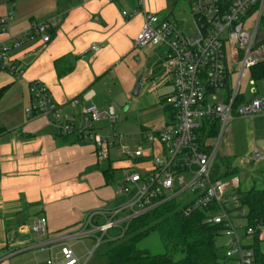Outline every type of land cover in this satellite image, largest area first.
<instances>
[{
	"label": "crops",
	"instance_id": "obj_1",
	"mask_svg": "<svg viewBox=\"0 0 264 264\" xmlns=\"http://www.w3.org/2000/svg\"><path fill=\"white\" fill-rule=\"evenodd\" d=\"M178 1L146 0L145 10L126 18L122 10L135 9L137 0H0V17L13 11L6 29L0 27V46L10 47L6 62L22 70L17 77L0 69V128L4 129L0 135V210L27 209L29 216H34L33 225L43 220L47 227L43 236L37 234L28 241L13 243L0 264L61 263L58 237L62 233L78 226L88 211L109 208L127 198L118 195L117 189L132 162L115 149L109 158L99 161L91 141L65 134L47 116L28 115L26 108L37 104L31 84L37 82L48 89L62 120L80 128L90 124L104 136L120 134L114 128L108 130L109 124L120 119L115 105L127 102L125 110H129L131 100L134 117L124 124L125 131L135 136L137 145L131 146L156 147L157 143L144 140L142 135L160 130L170 121L163 103L173 90L172 78L162 67L167 48L135 47L134 41L147 12L170 19ZM257 15L256 11L250 13L247 27L255 33L256 42L264 46V11L255 28ZM41 22L55 24L49 30V42H43L33 30ZM28 33V40L14 46ZM93 45L99 49H92ZM139 78L142 87L138 96H133ZM251 79L252 73L242 81L241 103L254 97L264 100V76L254 79L255 86L262 83L261 93L256 87L253 90ZM90 105L101 110L114 106L117 119L94 121L89 117L86 121L85 108ZM256 116L264 117V112L251 120ZM261 125L255 123V130L261 132ZM238 128L230 126L220 146L223 171L226 160L235 168L232 162L239 151L233 139ZM121 135L128 143L127 136ZM255 147L253 142L244 149L241 164L247 163L246 157ZM256 166L264 172V162ZM26 251L30 254H22Z\"/></svg>",
	"mask_w": 264,
	"mask_h": 264
},
{
	"label": "built area",
	"instance_id": "obj_2",
	"mask_svg": "<svg viewBox=\"0 0 264 264\" xmlns=\"http://www.w3.org/2000/svg\"><path fill=\"white\" fill-rule=\"evenodd\" d=\"M193 17L191 28L183 27L176 20L160 17L157 13H146L144 24L137 34L135 47L167 48L162 67L170 75L173 90L164 99V106L170 112V121L160 130L143 132V139L157 143L156 147L145 149L132 147L124 141L123 135L104 136L90 124L76 127L62 120L60 109L45 86L34 82L30 91L37 100L36 105L26 108L28 115H44L57 124L65 134L91 141L99 161L109 158L115 149L119 156L132 162L120 183L117 194L126 196L121 204L109 208L93 209L71 230L58 237L62 262L59 264H80L71 240L93 237L116 238L110 231L122 234L132 219L172 199L181 202L182 213L189 216L198 209H206L205 222L223 224L222 234L230 242L225 254V264H255L253 241L243 243L245 236H252L261 227L249 226L247 210L241 207V179L238 175L229 178L213 174L221 139L228 125L239 117L253 118L264 112V100L254 97L238 103L242 81L250 70L264 62V46L255 40V33L247 27L251 12H257L255 28L258 27L264 0H186ZM146 0H137L133 10H122L126 18H133L145 10ZM13 19V11L0 17L2 30ZM54 23H37L33 30L43 42L51 40L49 30ZM16 40L14 46H21L30 38ZM92 49L98 50V45ZM10 47L0 46V69H7L17 77L22 70L6 61ZM250 84L255 86V80ZM223 90L224 97L217 102V92ZM85 120L97 121L117 119L115 107L99 110L90 105L85 108ZM213 124L219 126L215 137L201 138L208 134ZM204 130L202 131V129ZM246 162L255 165L264 162V151L253 148ZM222 174V173H220ZM244 228V236L239 229ZM46 222L37 220L33 230L43 236ZM259 238L264 240V228Z\"/></svg>",
	"mask_w": 264,
	"mask_h": 264
},
{
	"label": "trees",
	"instance_id": "obj_3",
	"mask_svg": "<svg viewBox=\"0 0 264 264\" xmlns=\"http://www.w3.org/2000/svg\"><path fill=\"white\" fill-rule=\"evenodd\" d=\"M254 79L264 76V64L253 67ZM3 89L0 90L2 93ZM242 94L238 103L242 102ZM219 126L213 124L208 134L201 138L215 137ZM204 128L202 129V131ZM4 132L0 128V135ZM226 169L222 172L221 164H215V177L229 178L237 175V170L226 160ZM222 172V174H220ZM106 174V173H105ZM106 177H109L106 174ZM241 207L246 208V219L249 226L264 228V188H252L247 192L238 190ZM181 202L178 199L166 201L130 221L122 234L119 230L110 231L116 238L108 239L111 243L106 253L107 264H225L226 257L219 251L217 240L222 235L225 226L205 222L206 209H198L189 216L182 213ZM259 228L253 235L255 264H264V250L260 243ZM158 232L165 247L164 253L153 254L140 243L151 233ZM181 254L180 258L175 255Z\"/></svg>",
	"mask_w": 264,
	"mask_h": 264
},
{
	"label": "rangeland",
	"instance_id": "obj_4",
	"mask_svg": "<svg viewBox=\"0 0 264 264\" xmlns=\"http://www.w3.org/2000/svg\"><path fill=\"white\" fill-rule=\"evenodd\" d=\"M171 20H176L182 24L183 27L191 28L193 23V17L189 11L188 4L186 0H179L176 8L174 9L173 16ZM264 23V20H263ZM261 82H258L256 88L259 89L261 93ZM223 90L217 92V102L223 100ZM251 93L249 92L248 86L246 87V97L249 98ZM134 98V97H133ZM130 105L129 110H125L127 102L124 104H116L117 116L120 115V119H117L114 124H109L108 130L112 131L114 128L117 132L127 136L128 143L136 146L135 136L131 133H127L125 130L127 126L124 125L126 121L132 120L133 107L132 101H128ZM99 110H101L99 108ZM261 118V119H260ZM264 117L256 116L254 120L251 118L239 117L232 121L226 128L224 135L221 139L220 146L223 144L226 132L230 126L239 128L236 131V137L233 139L238 147V153L235 160L232 162L233 167L238 168L237 175L241 179V189L242 192H247L250 189L264 188V172L261 171L259 166L250 165L248 163L241 164L240 160L245 155V148H249L250 143L255 142V145L262 151L263 141H264ZM262 123V131L258 132L255 130V123ZM112 123V122H111ZM130 123V122H129ZM118 135V134H116ZM219 146L218 155L216 158V163L221 164V155H224L221 147ZM256 166V167H255ZM223 167V166H221ZM222 169V168H221ZM223 172V169H222ZM221 172V173H222ZM122 172L118 175L120 176ZM18 213V214H17ZM86 215V214H85ZM33 219L34 216H29L27 209L22 212H16L12 209L0 210V260L11 252V246L15 242L28 241L37 236V233L33 230ZM247 221H245L246 223ZM241 236H244V228L239 229ZM22 240V241H21ZM243 243L252 242V236H245L242 239ZM230 239L226 235L222 234L217 240V245L219 246V251L221 254L225 255L227 247L229 245ZM68 243L73 247L77 256L80 258V264H107L106 253L111 247V243L108 239H103L98 241V239L93 237H85L82 239L71 240ZM260 246L264 250V240L261 241ZM141 248L148 249L153 254H159L165 252L164 244L161 240L160 234L158 232L151 233L147 238H145L140 243ZM30 251H26L22 254H30ZM181 254L175 255V258H180Z\"/></svg>",
	"mask_w": 264,
	"mask_h": 264
},
{
	"label": "water",
	"instance_id": "obj_5",
	"mask_svg": "<svg viewBox=\"0 0 264 264\" xmlns=\"http://www.w3.org/2000/svg\"><path fill=\"white\" fill-rule=\"evenodd\" d=\"M141 87H142V79L139 78V80H138V82H137V84H136V86H135V89H134L132 95H133V96H138Z\"/></svg>",
	"mask_w": 264,
	"mask_h": 264
}]
</instances>
